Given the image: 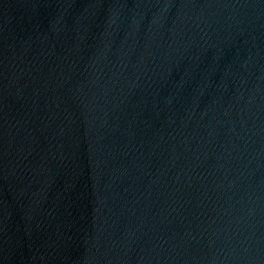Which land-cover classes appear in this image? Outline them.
I'll return each instance as SVG.
<instances>
[{
	"label": "water",
	"instance_id": "1",
	"mask_svg": "<svg viewBox=\"0 0 264 264\" xmlns=\"http://www.w3.org/2000/svg\"><path fill=\"white\" fill-rule=\"evenodd\" d=\"M0 264H264V0H0Z\"/></svg>",
	"mask_w": 264,
	"mask_h": 264
}]
</instances>
